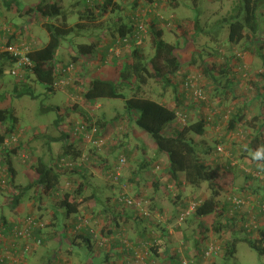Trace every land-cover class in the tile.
I'll use <instances>...</instances> for the list:
<instances>
[{"label": "rangeland", "instance_id": "374dc122", "mask_svg": "<svg viewBox=\"0 0 264 264\" xmlns=\"http://www.w3.org/2000/svg\"><path fill=\"white\" fill-rule=\"evenodd\" d=\"M39 1L40 0H32L28 3L30 4L34 3V6H35ZM68 1H71V0H67V1L65 0V5H64L65 10L67 11V20L65 21L61 17L56 20H53V23L61 26L63 23L67 25V24H72L76 21L84 20L81 23L85 26V30H83V28L78 29L76 28V25H75L74 32L68 38L69 42L68 41L65 42V46H64L65 48L61 52L63 56L62 62L66 64L73 61V59L70 57L71 55L69 56L70 52L74 51V49L77 48V45L80 44L81 42L87 41L88 40L87 38L90 32H95V33L103 32L105 35H107L106 38L108 39L114 37L113 36L114 28H111L108 30H106L107 29L106 28L104 30H101L99 28L100 24L94 23L98 19L86 20L84 18H81L80 15H78L77 13H76L77 15L71 14L70 4L69 6H66ZM163 3H166V0H162L161 5ZM182 4L183 5L179 6L177 11L180 12L181 16L185 18V21L187 23L186 31L184 32V38L179 39L178 37L180 36V34L178 30H176L177 27L176 28L167 27L166 21L172 16H174V20L177 26L178 24H183L185 21L181 22V20L177 18L176 12H172L169 10L163 11L161 8L160 11L164 17L163 21H160V19H158L157 24H156L152 16L146 17L145 22H147L149 25L147 29L149 28L150 35L142 46L145 48L144 55L146 59L147 60L150 59L154 55V52H155L154 50L155 45L153 43V37H152L153 35H151L152 31L150 30V28L152 25H155L157 26L158 30L161 29L164 32L165 39L167 41L173 42L176 44L178 42L177 39L181 40L179 44L181 47L180 57H181L182 62L187 63L188 65L184 66V68L178 71L176 74L174 75L172 74L170 76L171 82L169 83H167V81H165L164 79H160V80L151 79V80H148L147 84L142 88L145 90H142L141 92L136 91L135 89H132V88H127V87L123 90V92L126 93L128 97L138 95V96H143V97L150 98L156 101H160V98L162 95L164 99H162L160 102L162 103L164 102L165 104L164 100L166 99L167 103L165 105L168 104L167 106H169L170 102L177 101V97L183 98V96H181V94H183L184 99L183 100L181 99V102L183 104L182 108H185L186 109L185 111H188L189 113L188 123L189 122L192 123L201 118H204L206 115L204 114L205 112H208L209 114V116L206 118L209 119L210 117L211 118L210 121H214L218 117V116L217 117L212 116L214 110L219 107H224L225 108L224 116L221 118H218V120L222 121L221 131L225 134L229 133L228 135H230V137H228L226 140H222L225 143L223 144L225 145L226 148L227 146H230V147L234 146V149L236 151V153L234 152L235 156L239 159L241 163H244L248 161L245 157L247 158H251V156L254 157V154H253L254 151L247 152L245 149V146H247V143L245 144V142H243L244 138L240 139L239 138L240 136L238 135H236V137H234L233 140L240 141V142H237L236 144H232V141H231L232 136H231L230 131L228 130H230V123H231L233 115H235L239 111L238 104L241 102V99H242V102L251 101L250 108L244 109V111L247 112V114H245L246 118L256 116L258 117L257 122L264 123V119L262 117L264 115V98L260 99V98H257L256 96L257 95L256 93H259L260 89L264 90V83L261 81L257 82L258 86L260 87L259 89L258 87H255V85L252 82V81L256 82L254 78L247 79V78L241 77L240 79H236L234 83L230 84L228 83V80L226 78L221 76L220 85H216L205 75L203 67H202V59L200 57L196 58L197 59L196 64L191 65L190 61L192 57L195 55V53L199 54L202 51H203L202 53L204 57L206 56L208 51H214L215 49L220 50L221 53H225L226 56H230L231 54L235 55L237 54L236 52H238L244 55V57L242 58V61L243 63L247 64L248 67L251 68V71H250L251 74L252 72L254 74L255 71L259 70L258 69L259 67H254V66L256 63H260V61L255 55L250 54L249 52L245 51L244 47L245 45H248L249 41H247L246 43L244 42L243 45L241 44L239 46H236V45L232 46L228 43V25L226 24L222 26L221 28V24H223L222 21L229 18L230 14L232 13V9L234 8V5H235L234 2H231L230 0H197L195 2L194 0H183ZM100 5H102V3ZM85 7L87 8L88 6H85ZM93 7L96 8L95 5ZM197 8L201 10V12L196 10ZM129 10L133 11L132 8ZM7 12H8L7 17L3 20H0L1 27H4L3 24L6 22V20H10L9 22H11L12 18L16 19V17H18L19 15L13 12L12 10L7 11ZM123 14L126 16L125 12ZM117 17L118 16H116V13H113L109 15L108 19L110 22L114 23L115 18ZM197 17H198V23H199V33L196 34L197 26L190 25V19L195 20ZM17 21L18 23L21 24L23 20L20 17ZM28 21L32 22V26L30 28V31L26 32L27 33L26 38L29 37L30 33L32 34L34 33V36L37 34L36 37H38L41 40L39 44V49L42 46L47 45L50 41V35L48 31L46 30V25L49 23V21L41 16H35L32 19L29 18ZM126 22H128V20H126ZM132 23L134 24V22ZM8 27H10V29L14 28L12 26H8ZM1 30L7 31V30H4L3 28H1L0 31ZM263 32H264V25H263ZM81 34H84V36L81 37L80 36ZM2 39H7V36H2ZM124 53H125L124 50H122L120 55L109 54L108 58H111L112 61H117L123 56ZM219 58L217 57L218 61H219ZM93 65L94 64H92L91 66ZM12 68H13V65L7 66L5 73L2 76H0V107L1 108L2 107L4 108L12 107L14 109L15 116L18 119V128H17V131H15V133L13 134H16L19 141L22 142L20 146H23V148L17 149V152L14 155L16 156V158H14V164L18 170V176L16 179L17 185L26 186L31 183V180H33L34 177H36L35 173L32 172L30 169L31 155H33V153L31 154V152L29 151L31 150V147L33 146L36 147V151L34 152V154H36L37 156L41 154H45L43 155L45 159H49L50 161H53L54 165H57V160H58L57 153L58 152L61 153L64 147L61 142H57V141L50 142V138H59V136H61V133L59 132V128H57L56 125L54 124V122L58 118L57 110H48L44 112L43 109L60 106L62 108V113H65L66 109H69L75 105L77 106L79 105L76 111L74 110L70 111L69 116L67 117L68 120L66 119L67 123H71V122L76 123L78 121L79 123L85 122L88 125H91V123H93V125H95L97 128L99 127L98 125L102 124L103 122H106L111 118H114V116L118 114V110L121 113L125 111V102L123 99H118V98L110 99V101L114 103V106L113 105L106 106L101 111L99 107H96V106L94 107L93 105V109L91 110L92 115L90 117L88 116L89 121H85L86 119H84L81 113L79 114V111L81 110L84 111L82 104L84 102L89 104V102L84 98V96H82V92L81 94L79 93L80 95L79 98L81 99L78 100L76 97H73L74 98V101H73L72 98L69 95H68L69 96L68 98V96L63 91H56L54 93L48 92L46 86L42 83L37 82L33 76H29L27 80V84L24 85V89H21L22 92L24 93L30 92V94L19 97L17 94H18V91L20 90L18 89L20 83L17 81L15 76L12 75L11 73ZM193 74H196L197 76L200 77V85L204 89L206 94L208 95L207 103H204L200 106L195 101L190 100L188 98L186 99L185 94H184L185 79L189 75H193ZM119 76L120 75L116 77L117 81L120 79ZM81 77H85V79L81 80L82 79ZM81 77L80 78L77 77L75 79L74 86L70 87L69 89H72L74 90V92L76 91L77 93L80 92L79 89H85L87 85L86 82H88L91 79V76L87 72L86 75H83ZM228 89L230 90L228 91ZM233 89H237V92H234ZM209 105H210V108H209ZM233 107H236V110H233ZM95 108L100 109L99 112L95 113L96 111ZM178 108H181V107H178ZM230 111L233 113L230 114ZM225 114H227V117ZM229 115L231 116H230V119L228 120ZM101 120H104V121L102 123H99V121ZM249 121H250L249 119L244 121L245 125L243 126L244 127L246 126L247 127L246 129L252 135H254L257 130L256 129L257 124L255 123L250 124ZM175 127L176 128L181 127L182 129L184 126L178 124V126H175ZM244 127H240V128L243 130ZM167 129L168 130H165L166 134H169L172 132L170 131L169 127ZM0 132L4 133L1 125H0ZM102 134L100 133V136H99L103 142L100 150H98L97 146L94 145L92 142H90L88 138L83 137L80 139L79 137L75 139L76 140L80 139L79 141L82 140L79 145L84 146L83 151L85 153L91 152V153L97 154L96 159L99 160V162H101L102 156L104 155L106 156V154L110 153L113 156L114 162L116 163L118 161L119 153L121 150L119 141H121L120 139L122 135L121 134L118 135L115 132V134H113L114 135L113 137L115 138V140H110V139L106 140L105 136H102ZM193 137L195 138L196 142L200 138L196 136H193ZM48 143L50 144V147H52L51 144H53L52 153H49L48 151V147H47ZM140 143L142 144V146H146V149H147L146 153H149L151 157L152 156L155 157V153H158L156 146L153 143V140L147 134H146V137L145 135L143 136L142 141ZM209 143L215 148V142L210 141ZM112 149L113 151H111ZM261 149H264V142L262 143V145H260V150ZM18 151L20 153H25L29 155L30 160L27 163H24L21 156L18 155ZM128 152H129V161L134 158L135 162L133 164L135 165V168H137L138 163H140V160L143 159V154L138 153L135 145H132L131 149L122 152V154L127 155ZM48 153L49 155L47 156ZM159 155L162 156L163 154H159ZM162 157H165V156L163 155ZM248 163H246L245 165L248 168H250L252 171L262 170V172L264 173V161H259V160L254 161L253 160V163L251 162H248ZM92 164L93 162L90 164V167L92 166ZM96 166L97 165L93 164V168L91 169H94ZM218 169H217V172H218ZM226 171H230V170H226ZM237 172H238V176L234 178L233 180L232 178H228V177L226 178L227 175L226 173L224 174L223 180H221L222 181L221 185H222V189L226 190L227 193L225 191H222V192H225L226 195L228 196L241 195L243 198L249 199V201L252 200L254 204L258 202L263 203L264 193H263V196H261L262 193L254 190V188L256 186L257 181L261 183V187H264V183H263L264 181L251 177L252 176L251 174H249L248 172L242 169L237 170ZM78 174L79 173H71V174L69 173L68 175V173L67 174L65 173L63 182L59 188V192H60L58 193L60 194L59 196L58 195H55V196L54 195H51V196L41 195L39 194L37 188L33 187L24 196L20 204V214L21 215H23L25 218L27 216H32L38 219L39 221H41L42 223H44L46 229L49 227L50 229H54L56 231V233L54 234V239L49 244L51 251L59 247L58 245L60 243H59L58 236H60V228L63 227L62 223L64 222V218H65V216H63V219L61 217V220L59 221L57 217L53 216L52 210H56L58 206L57 205L58 197H60L62 194L66 192H73L79 187V178L76 177ZM245 184H246V187H245ZM8 186L9 184H7V187ZM225 187H228V188H225ZM203 189L208 191L210 194V188L208 185H205ZM7 191L11 192L10 195L13 194V192L10 190L9 187L6 190L0 186V203L1 202L4 203L10 200V198H8L10 197L8 194L9 192L7 193ZM197 198L198 197L192 198L191 196V198L187 200L189 203L188 206L187 207L183 206L182 209L187 210L193 202H196V201L198 202ZM247 206L250 207L249 204H247ZM146 207L147 209L151 210V207L149 204ZM167 208L170 209V211L173 210L174 205L172 201H168L165 204L163 209L166 210ZM13 210L14 209L10 208V205L8 204L3 206L2 208H0V217L2 216V214L12 215L14 217L17 214H15ZM246 211L247 209L244 210V212ZM254 211H255L254 213H257L256 216L254 214L253 215L256 217L254 218V220L257 221L259 225L258 228L264 227V214L260 213L259 209H256ZM251 217L248 219V221L242 222V221H238L239 219H242V216H239L236 223H231L223 232L219 234L215 232V227L219 225L218 224L219 221H223V217H221V219L218 222H216V220H213L211 222V227L213 228L216 234L211 236L209 239L215 243L218 242L217 244L222 246V252L220 256L213 261L214 264H264V256L260 255L256 250L252 249L246 242L242 241V239L247 237V235L249 234L248 230L245 228V224L253 220L251 219ZM18 219H21V218H18ZM178 220H179V216L177 217V213L175 216H173L172 219H170V224L173 227L174 235L176 232L182 231L185 236L184 240L187 241L188 246H192L194 243H196V241H198V244H199L200 242L199 240L203 241L205 239L201 233L198 235L199 237L198 240L190 241V239L192 238V233H195V230L199 229L198 222L194 218L190 219L189 217V220L188 219L186 220L188 221L187 225H186L187 223L186 221L184 223H179ZM12 221H17V220H12ZM162 224H165V222L159 223V225H155L154 229H151L152 227L149 225V223H144V226H147V225L150 226L148 227V230L150 231L148 234L154 235L152 231L155 230L157 234L162 231V228H163ZM235 224H237L238 226L237 227L238 232L236 235L233 234V230H232ZM257 229H254L252 232H250V234H253V236H257V233H256ZM71 236L74 237L73 234ZM180 237L181 239L183 238L182 236ZM234 237L238 240L237 253L235 254V257H233L231 260L226 261L224 257L225 247L227 244H229L230 241H232V239H235ZM72 239L73 238L70 239V242H72ZM146 241L149 243L153 242V245L155 247L156 242H155L154 237L147 238ZM178 241H179V238H178ZM199 246L201 245L199 244ZM153 256L156 257L155 255ZM63 260L71 264V262L66 260L64 257H63ZM78 262H79V259H78ZM39 264H43V263L39 261Z\"/></svg>", "mask_w": 264, "mask_h": 264}, {"label": "trees", "instance_id": "16d2710c", "mask_svg": "<svg viewBox=\"0 0 264 264\" xmlns=\"http://www.w3.org/2000/svg\"><path fill=\"white\" fill-rule=\"evenodd\" d=\"M230 1L234 2V8L232 9V13L230 14L229 18L223 20V24H221V28L226 24L228 25V43L232 46H239L241 44L243 45L244 42L246 43L249 41L248 45H245L244 47L245 51L255 55L260 61V63H256L254 67H259L258 69L263 68L264 45L257 42L255 38H258L263 32L264 0ZM115 7L116 3L114 0H105L102 1V5H97L98 9L96 13L100 12V10H102L104 14L110 12L112 13L116 11ZM87 12L88 13L86 14L90 15L83 17L86 20H96L100 18V16L95 15V13L90 8H88ZM104 14L101 16H104ZM34 15L41 16L49 21V23L46 25V30L50 35V41L45 47L38 49L29 55L32 66L29 67L25 65L23 67V77L14 75L17 81L20 83L18 88L20 90L17 94L19 97L30 94V92L24 93L21 90L24 89V85L27 84L29 76H33L37 82L44 84L48 92L54 93L57 91L54 88V84L60 77L57 66L60 63L58 60L59 52L65 46V42H69L68 38L75 30V28H69L67 25L60 26L53 23V20L61 17L63 20H67V14L65 13L63 0H40L35 6L30 7L28 11V16L30 19L34 18ZM118 17L119 19H117ZM118 17L115 18L116 28L114 29L113 34V36L116 37L115 39L119 37L122 39L132 37L134 35L135 29V25L132 23L133 21L126 22L127 19H125V16ZM186 24L187 23L185 21L183 24H178L177 26L176 30H178L180 34L178 37L179 39L184 38V32L186 31L187 27ZM190 25L197 26L196 34L199 33L198 17L195 20L190 19ZM81 27L82 26L78 24L76 28L80 29ZM1 28L2 27H0V29ZM4 30L7 31L0 32V76L5 73L7 66L14 64L12 55L3 51V48L6 44V39H2V36H7L9 39H14L15 36L12 29L5 28ZM150 30L152 31L151 35H153V43L155 45L154 55L150 59L147 60L144 56L143 46H134L131 49L133 50L132 56L134 62L131 66H125L123 68L118 83L99 78L90 79L88 82L85 81L87 85L82 96H84V98L89 102L104 98L123 99L125 102L126 112L132 115V119L134 120V123L137 125V127L145 131V133L151 137L158 153L168 156L169 175L172 177V180L175 182V184L181 185V177L183 176L187 187L193 189L196 193L200 192L204 185L209 186L210 194L195 208L194 212L190 216V219L194 218L198 222V228L202 229L203 237H205L206 233L209 232V229L205 228L201 219L220 211L219 198L223 191L221 180H223V176L226 173H217L213 166L208 164V161L206 160L208 156L214 154L213 150L216 149L218 143H216L215 148H211V150H206V152H204L193 137L196 136L201 138L205 134L206 120L201 118L195 122H189L182 129H175L170 135H166L165 130H167L169 125L177 121V111L179 110L178 107L183 105L181 98L177 97V107L172 109L160 101L138 95L128 97L127 94L123 92L126 87L141 92L148 80L151 79H164L167 81V83H169L171 82L170 76L172 74H176L178 71L182 70L184 66L188 65L181 60L179 45L167 41L165 39L164 32L162 30H158L155 25H152ZM20 37H24L23 34ZM8 42L7 45H9ZM94 50L95 45L80 43L77 45V48L74 49V54H76V56L72 54L71 58H73V61H78L79 57H86L90 54H93ZM202 52L199 54L195 53L190 63L191 65L196 64V58L200 57L202 59V67L205 75L214 84L220 85L221 76L226 78L230 84L234 83L236 79L243 77L241 74L234 72L233 63L235 60L239 61L237 54L226 56L225 53H221L220 50L215 49L214 51H208L204 57ZM217 57L219 58V61L217 60ZM83 78L85 79V77ZM252 82L255 87L260 89L258 83L254 81ZM259 92L260 98H264V90L260 89ZM76 109L77 106H72L71 108L66 109L65 113H62V108L57 106L45 108L43 111L46 112L48 110H57L58 118L54 124L58 128L61 123L65 122L70 111H76ZM80 113L84 119H86L85 121H89L88 115L86 113L83 111H80ZM262 117L264 119V115ZM245 119L246 116L244 114V108L240 106L239 111L233 115L230 123V130L234 131L240 128L242 125H245ZM106 122L98 125L101 134L108 124ZM73 123L74 122H71L72 125L75 124ZM0 125L4 131V133L0 132V147L1 150H3L1 151L3 157L1 162L7 167L9 188L13 192V194L8 198H10L9 201L11 208L15 210V213L19 214V207L24 196L33 187H36L39 194L41 195H54L57 191H59L65 173L59 172L56 168V165L53 164V161L40 156L38 157L37 162L32 166L33 171L37 175L35 182L26 186L17 185V170L13 161V156L16 154L17 149L23 148V146H19L16 149H10V147L4 146V141L6 138L15 133L18 128V119L15 116L14 109L12 107L0 109ZM91 125H93V123H91ZM73 128L74 126H72V131ZM246 128L247 127L243 128L246 130L247 135V146H245V149L247 152L254 151L255 153L257 150H260V145H262L264 142V139H261L264 134L262 130L259 129V132H257V134L252 137L250 134L248 135ZM72 131L71 133H68L66 130L62 129L61 136L59 138L50 139V142H61L65 149L64 156L72 157L73 160H75L82 155V151L77 148L76 144L73 142L71 143ZM20 144H22L21 141ZM245 158L248 161L250 160L247 157ZM251 159L254 161L256 160L253 156H251ZM259 161H264V159ZM67 173L68 175L69 173L83 174V171H71L66 172V174ZM83 187L84 185H80L75 191L66 192L58 197L57 205L59 212L62 211L67 216H72L78 213L79 208L88 200V198L84 196ZM172 190L175 189L172 188ZM176 198L177 196L172 198L173 205H178ZM179 208L182 209L183 206H177V217L180 214H178V212L181 211ZM219 216L220 218L222 217L220 214ZM232 223L236 222L233 221ZM218 224L219 225L215 227V232L219 234L223 232L231 223L228 224L227 222L219 221ZM6 225L12 227L10 223H6ZM237 227V224H235L234 228L232 229L234 235H236L238 232ZM256 233L257 236H253V234L249 233L247 237L242 239V241L246 242L252 249L264 256V227L258 228ZM90 238L91 237L89 236V238L87 237L86 240L90 242ZM197 239L199 238L194 236V233H192V238L190 240L196 241ZM195 244L199 246L198 241H196ZM237 244L238 240L235 238L226 245L224 253L226 261L235 257V254L237 253ZM36 251H38V249ZM36 251L30 255H26V264H28V258L36 253ZM49 264H52V258L50 259Z\"/></svg>", "mask_w": 264, "mask_h": 264}, {"label": "crops", "instance_id": "0c3cea01", "mask_svg": "<svg viewBox=\"0 0 264 264\" xmlns=\"http://www.w3.org/2000/svg\"><path fill=\"white\" fill-rule=\"evenodd\" d=\"M30 1L32 0H0V20L5 19L8 14L7 11H10V10L19 14L18 17H16V19L12 18L11 22H9L10 20H6V22L3 24L4 27H2L3 29L10 28L8 26L14 27L11 29L15 30L13 31V34L17 38H21L20 36L22 34L23 36H25L27 27L31 28L32 26V22L28 21L29 20L28 11L30 7L34 6V3H31L33 5L32 6L30 3H28ZM63 1L65 5V0ZM102 1H105V0L95 1L96 8H94L91 5H88L86 3V0H71L67 2L66 6H69L70 4L71 6L70 13L73 15L78 14L82 18L90 15V14L89 15L86 14L88 13L87 12L88 8H90L95 13V15L101 16L102 14H104V12L100 10V12L96 13V11L98 9L97 5H100ZM195 1L197 0H194V2ZM114 2L116 3V7H115L116 11L112 13L111 12L105 13L104 16H101V18H99L97 21L94 22V23L100 24L99 28L101 30H104L106 28H107L106 30L111 29V28H114V29L116 28L115 21L114 23H112L108 19L109 15L113 13H116V16L121 17V16H125L123 14L125 12L126 13L125 19H127L129 22L131 21L134 22L133 20L134 15L141 9L145 8V6L150 2V0H129V2L128 0H114ZM182 2L183 0H166V3H163L160 9L162 8L163 11L169 10L172 12H176L177 18L181 20V22H183L185 21V18L181 16L180 12L177 11L179 6L183 5ZM85 6H88V7L86 8ZM131 8L133 11L129 10ZM64 9H65V6H64ZM197 10L201 12V10L199 9ZM65 13L67 14L66 10H65ZM20 17L23 20L21 24L18 23L17 21ZM117 19H119V17ZM82 21L80 20L72 24H67V27L75 28L74 27L75 25L77 27V25L80 24L82 26L80 29L83 28V30H85V26L81 23ZM155 23L157 24V22ZM64 25L66 24L63 23L61 26H64ZM2 31L3 30H1L0 32ZM30 36L33 38H36L37 40H39V42L41 41L38 37H36L37 34L34 36V33L33 34L30 33ZM80 36L83 37L84 34H81ZM106 37L107 35H105L103 32H98V33L90 32L87 38L88 40L83 41L81 43L95 45L94 53L86 57L85 56L79 57L77 64L82 69L80 72L81 76L86 75L88 72L89 75L91 76V79L99 78V79H105V80L118 83L119 80L117 81L116 77L121 74L125 66H131L134 62V59L132 56L133 50L124 49L125 53L123 54V56L117 61H112V59L108 57H109V54H111L110 49L114 45L116 37H113L110 39ZM177 41L178 42L176 44L179 45L181 40L177 39ZM45 46H42L41 48ZM64 48L65 47H63L59 52L58 60L60 61V63H64L62 62L63 56L61 52ZM180 48L181 47L179 45V53H180ZM144 49H143V53H145ZM72 54L76 56V54H74V51H71L69 56ZM92 64L94 65L91 66ZM79 90L80 92L77 93L76 91L74 92V90L72 89H68L64 93L67 96L69 95L74 101L73 97H76L79 100L81 99L79 98L80 97L79 93L81 94L82 92L83 94L85 91V89H79ZM142 90H145V89H142ZM229 90L230 89H228V91ZM233 91L237 92V89H233ZM259 93H256L257 98H260ZM181 96H183V98H181L183 100L184 95L181 94ZM162 99L164 98L161 95L160 101ZM164 101L166 104L167 100L165 99ZM250 103L251 101L242 102V99H241V102L238 104V106L242 107L243 105V108L246 109V108H250ZM177 104H178L177 101H172L169 103V106L170 108L175 109V107H177ZM93 105L94 107L95 106L99 107L102 111V109H104L106 106H110V105L114 106V103L110 101L109 98L98 99V100L89 102V104L84 102L82 104V107L84 110L83 112L84 113L87 112L88 114L87 113L86 114L89 117L92 115L91 110L93 109ZM209 108H210V105H209ZM100 109L95 108L96 110L95 113L99 112ZM217 109H219L221 113L217 115L218 117L216 116L217 117L216 120L208 121V118H206L209 116L208 112H205L204 114L206 115L204 118H202L206 120V132L201 138L198 139L196 143H198L201 146V149L204 152H206V150L209 151L211 150V148H214L209 143L210 141L215 142V145H216L217 142L226 140L228 137H230V135H228L229 133L225 134L221 131L222 121L218 120V118H221L224 116L225 108L219 107ZM233 110H236V107H233ZM232 113L233 112L230 111V114ZM79 114H80V111H79ZM244 114H247V112L244 111ZM225 115L227 117V114ZM230 116L231 115H229L228 120L230 119ZM257 118L258 117L255 116V117H248L245 119V120L249 119L250 124H254V123L257 124L256 126L257 130L254 135H252L247 130L248 135L250 134L252 137H254L257 134V132H259V129L262 130L264 134V130L262 127L264 123L257 122ZM67 120L61 123L60 126L58 127L59 132L61 134H62V129L66 130L68 133H71L72 131L73 125L71 123H67ZM103 121L104 120H101L99 121V123H102ZM106 123L108 124L106 128L104 129V131L102 132L104 134V135L102 134V136H105L106 140H109V139L115 140V138L113 137L114 136L113 134H115V132L118 135L120 134L122 135L120 139L121 141H119L120 142L119 144L121 146L119 156L125 155L128 159V165L123 170L124 177L122 178V183L128 185L129 192L134 197L144 198L147 201V203L150 205L151 207L150 211L153 214L155 215L158 214L161 216L166 215V217L163 218V220H165V224H162L163 226L162 231L157 234L156 231L154 230L152 231L154 235H149L148 233L150 231L148 230V227L151 226L152 227L151 229H154L155 225H159V223H152L148 220H144L138 215V212H136L134 209L124 207L121 204L117 203V198L122 190V187L119 185L113 184L109 181V179L107 178V175L103 171L104 168L102 165V164H106L108 168H112L113 165L115 164L113 160V156L109 153V154H106V156L105 155L102 156L101 162H99V160L97 159H94L95 163L93 161V164L97 165L94 169H91L93 168V164H92V166L86 169L83 172V174L79 173L76 176L79 178V186L84 185L83 187L84 196L88 198L87 202L84 203L79 208L78 213L72 216H67L62 211L59 212L58 206L56 210H52L53 216L57 217L59 221L61 220V217L63 219V216H65L64 222L62 223L63 227L60 228V236H58L59 243H60L58 245L59 247L51 251L49 244L54 239V234L56 233V231L54 229H50L49 227L47 229L46 228L43 229L41 231V236L43 238L44 243L42 244V246H40V248H38V251H36V253L30 256V258H28V264H39V261H41L43 264H49L50 259L52 257L54 258L55 256L61 257V258L64 257L66 260L71 262V264H131L132 260L134 261V257L136 256L137 253L143 256L147 255L146 259L151 264H181V260L185 257L196 259V257L199 256L202 250L207 247L208 243L212 242V240H210L209 238L215 235L216 233L211 227V222L213 220H216V222H218L221 219L219 214L222 215L223 221L227 222L228 224L232 223L233 221L237 222L239 216H242V219H239L238 221L246 222L251 216L257 215V213H254L255 211L249 206H244L240 212H236L234 210V205L232 204V201L230 200L232 196L226 195L227 193L226 190H223L226 193L222 192L219 198L220 211L218 213H213L201 219L205 228L209 229V232H207L206 236L204 237L205 239L203 241L200 240L201 242L199 244L201 246H197L195 243L192 246H188L187 241L184 240L185 236L182 231L176 232L174 235L173 227L170 224V219H172L173 216L176 215L177 206L178 207L188 206L189 203L187 200L191 198V196L192 198L198 197L197 200L198 202L201 203L208 197L209 192L206 191L205 189H202L200 192L196 193L193 189L187 187L183 176L181 177L182 184L176 185L175 182L172 180V177L169 175L168 156L163 154L165 157H162L163 155L162 156L159 155L160 153H155V157L153 156L151 157L149 153H146L147 151L146 146H142V144L140 143L142 141L143 136L145 135L146 137L145 131L137 127V125L134 123V120L132 119V115L126 112V110L123 113L119 112L118 110V114L114 116V118L109 119ZM175 126H178V123H173L169 125L170 131L173 132V130L180 128V127L176 128ZM241 127H244V126L242 125ZM228 131H230L232 135L233 130H228ZM171 133L166 134L165 132L166 135H170ZM233 138L234 137H232V140H231L232 144H236L237 142H240V141L233 140ZM50 139H54V138H50ZM261 139H264V136H262ZM79 140H76L75 142L73 141V139H71V142L76 144L77 148L80 151H83L84 146L79 145L82 140L81 141ZM243 142H245L246 144V141H243ZM222 143H224V141H222ZM51 145L53 147V144ZM132 145L136 146L138 153L143 154V159L140 160V163H138L137 168H135V165L133 164L135 162L134 158L129 161V152L127 155L122 154V152L131 149ZM47 147H48L49 153H52V147H50L49 143ZM227 149L232 151L233 153L234 152L236 153L234 146L233 147L227 146ZM214 150H213V153H214ZM1 151L3 150H1V147H0V156H2ZM29 151L31 152V154L33 153V155H31V160H30L31 161L30 169L32 172H34L32 169L33 164L38 160V157L40 156L44 157L43 155L45 154H41L39 156L34 154V152L36 151V147L34 146L31 147V150ZM111 151H113V149ZM64 152H65V149L63 147L62 152L57 153L58 160L62 157H66L64 156ZM49 153L47 154V156L49 155ZM14 158H16V156H13V161H14ZM2 159L3 157H0V179L4 176L3 169L5 168L4 164H2L1 162ZM249 159L250 161H246L244 163L240 162L241 164L239 166L232 168L230 171H227L226 178L227 177L232 178V180L236 178L238 176L237 170L241 169V165H245L248 162L253 163V160L251 158ZM206 160L208 161V164L212 165L216 171L218 168L220 169L219 164L221 161L217 162V159L214 156V154L208 156ZM229 162L230 160L228 158L222 159V165H228ZM219 169L217 173L221 172L222 174H224ZM247 169L252 171L248 167ZM17 176H18V170H17ZM36 179H37V175L36 177L33 178V180H31V183L35 182ZM172 184H174L173 188L175 190L169 189V186ZM245 187H246V184H245ZM225 188H228V187H225ZM3 189L7 190L8 187L3 188ZM254 190L259 191L260 193H262L261 196H263L264 187H261V183H259L258 181L256 183ZM7 193L10 194L11 192L7 191ZM58 193L60 192L57 191L54 194V196L55 195L59 196L60 194ZM173 195L177 196L176 200L178 201V205L174 204V208L172 211H170V209L168 208L166 210L163 209L165 204L168 201H172L173 203V200H172V198L174 197ZM198 202L196 201L193 203H198ZM7 204L10 205L9 200L4 203L1 202L0 208H2L3 206ZM10 208H11V205H10ZM245 209H247L246 212H244ZM179 210H183V209L179 208ZM14 211L15 210H13V212ZM179 213L180 211L178 212V214ZM15 214H14L15 215L14 217L12 215L2 214V216L0 217V233H1V224L10 223L12 220H17L18 218L24 217L20 213L19 214L15 213ZM81 216H87V218L89 219V226L87 228L78 230L76 227H77V223L79 222V217ZM186 222H187L186 223L187 225L188 221ZM144 223H149L150 226L148 225L144 226ZM201 233H202V229L200 228L196 229L194 236L199 238L198 235ZM72 234L74 235V237L71 236ZM89 236L91 237L90 242L86 240V238L87 237L89 238ZM180 236H182L183 238L181 239ZM153 237L155 238V242H156L155 247L153 245V242H151L152 243L151 244L146 241L147 238H153ZM71 238H73L72 242H70ZM178 238H179V241H178ZM146 245H150V246H146ZM1 246H2V242L0 241V247ZM153 255H155L156 257H154ZM78 259H79V262H78Z\"/></svg>", "mask_w": 264, "mask_h": 264}, {"label": "built area", "instance_id": "2783aa9c", "mask_svg": "<svg viewBox=\"0 0 264 264\" xmlns=\"http://www.w3.org/2000/svg\"><path fill=\"white\" fill-rule=\"evenodd\" d=\"M96 0H86V2L94 6ZM162 0H150V2L145 6V8L138 11L135 15L134 19V35L132 37L117 38L114 42V45L110 49L111 54L120 55L121 51L124 49L131 50L134 46H142L146 39L150 35L149 26L147 22H145L146 17L152 16L154 22H157L158 19L160 21L164 20V17L160 11ZM145 22V23H144ZM167 27L176 28L177 25L174 20V16L167 19ZM157 27V26H156ZM158 29V28H157ZM30 31V27H27L26 32ZM27 34V33H26ZM26 34L24 37L14 39H9L7 37L6 44L3 48L4 52H8L13 57V68L11 73L15 76H24V66L27 65L29 67L32 66V62L30 60L29 55L39 49V40L33 38L29 35L26 38ZM12 35V34H11ZM257 42L264 45V32L258 37L255 38ZM9 41V42H8ZM7 42L9 45H7ZM264 52V51H263ZM237 53V57L239 59L235 60L234 72L241 73L243 78L251 79L254 78L256 83L261 81L264 83V67L255 71L254 74H251V68L248 67L247 64L243 63L242 58L244 55L242 53ZM58 70L60 73L59 79L56 80L54 84V88L57 91L66 92L70 87L74 86L75 79L80 72V67L75 62L70 63H59ZM249 77V78H248ZM184 94L185 98L195 101L198 105H202L207 103L208 95L204 91V89L200 85V77L196 74L189 75L184 82ZM179 108L177 111V121L182 126H186L189 121V113L185 111V108ZM184 110V111H183ZM221 113L219 109H215L212 116H217ZM211 118L209 117L208 121ZM181 128V127H180ZM237 130L232 131V137H236V135L240 136L239 138H244L243 141H246V130ZM100 136V131L95 125H88L87 123H79L76 122L74 124V128L71 134L73 141L76 142L75 138H88L90 142L97 146L98 150L101 149L103 144ZM72 143V142H71ZM4 146L16 149L20 146V141L17 138L16 134H12L6 138L4 141ZM4 148V147H2ZM19 149V148H18ZM21 150V149H20ZM19 150V151H20ZM18 151V155L21 156L24 163H27L30 160V156L25 153H20ZM214 156L217 159V162L221 161L220 171L227 172L226 170H231L234 167L239 166L241 163L239 159L234 155V153L228 150L222 141H219L216 149L214 150ZM97 158V154L95 153H85L82 151V155L73 160L72 157H64L60 158L57 161L56 168L59 172L66 173L71 171H85L94 159ZM228 158L230 162L228 165H222V159ZM128 164V159L125 155H121L117 163L113 165L112 168H108L103 164L104 173L107 175V178L116 185L122 187V190L117 198V203L121 204L124 207L134 209L138 212V215L144 220H148L152 223H163L165 220L163 218L165 216H161L158 214H153L149 209H147V201L144 198H136L134 197L128 189V185L122 183L123 178V170ZM159 169V168H158ZM241 169L251 174L254 178L264 181V173L262 170L258 171H250L247 169L245 165H241ZM1 184L6 187L7 181L2 180ZM174 184L169 186V189H172ZM232 204L234 205V210L236 212H240L244 206L247 204L253 210L259 209L260 213L264 214V202L263 203H255L249 199L243 198L241 195H233L230 199ZM200 203H192L190 207L186 210H181L179 214V223H184L189 216L192 215L195 208ZM254 216L251 217L252 221L245 224V228L250 233L253 229H257L259 227L257 221L254 220ZM11 226H7L6 224H1V233H0V241L2 242V246L0 247V264H26V255H30L35 252L42 244L43 238L41 236V231L45 228L44 223L39 221L38 219L27 216L26 218L17 219V221H11ZM89 226V219L86 216L79 217V222L77 223V229L81 230L83 228H87ZM150 246V245H146ZM222 252V246L215 243H208L207 247L202 250L196 259L194 258H183L181 260V264H214V260L217 259ZM147 255L136 254L134 257V261L132 260L131 264H151L146 259ZM52 264H70L67 261H64L61 257H54L52 259Z\"/></svg>", "mask_w": 264, "mask_h": 264}, {"label": "clouds", "instance_id": "9594fccd", "mask_svg": "<svg viewBox=\"0 0 264 264\" xmlns=\"http://www.w3.org/2000/svg\"><path fill=\"white\" fill-rule=\"evenodd\" d=\"M72 62H75V63H77V61H72ZM81 67H80V72H81ZM80 72H79V74L77 75V77H81V75H80ZM76 77V78H77ZM83 78V77H82ZM121 156V155H120ZM119 156V157H120ZM254 159H256V160H261V159H264V149H261V150H257L255 153H254ZM118 160H119V158H118ZM118 162V161H117ZM104 165H106V164H104ZM128 165V164H127ZM107 166V165H106ZM3 172L4 173H6V174H4V176L0 179V184H1V182H2V180H6L7 181V184H9V182H8V173H7V167L5 166V168L3 169ZM110 181V180H109ZM111 182V181H110ZM112 183V182H111ZM1 187H3V188H7V186L6 187H4L2 184H1ZM9 187V186H8Z\"/></svg>", "mask_w": 264, "mask_h": 264}]
</instances>
